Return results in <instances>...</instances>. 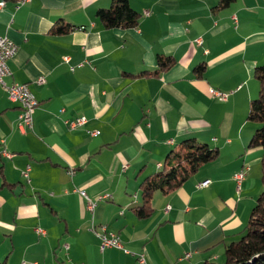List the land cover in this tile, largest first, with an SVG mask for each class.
I'll list each match as a JSON object with an SVG mask.
<instances>
[{
	"label": "crops",
	"instance_id": "obj_1",
	"mask_svg": "<svg viewBox=\"0 0 264 264\" xmlns=\"http://www.w3.org/2000/svg\"><path fill=\"white\" fill-rule=\"evenodd\" d=\"M128 1L139 13L131 27L99 18L112 0H0V34L17 44L6 81L28 83L38 100L26 127L0 83V264H205L224 260L243 234L264 189V150L250 146L248 118L264 64V0ZM60 24L73 29L54 32ZM160 54L172 62L161 67ZM80 116L86 124L66 122ZM187 139L217 156L147 202L144 184ZM80 189L109 197L91 212ZM92 224L130 252L101 249Z\"/></svg>",
	"mask_w": 264,
	"mask_h": 264
},
{
	"label": "trees",
	"instance_id": "obj_2",
	"mask_svg": "<svg viewBox=\"0 0 264 264\" xmlns=\"http://www.w3.org/2000/svg\"><path fill=\"white\" fill-rule=\"evenodd\" d=\"M231 1L233 0H219L218 5L224 6ZM97 15L107 27H131L137 24L139 18V13L128 0H112L109 7L99 8ZM69 29H73V26L60 24L55 26L53 31L60 33ZM158 62L161 67H165L172 62V58L160 54ZM255 75L260 82V90L258 96L251 100L248 118L257 122L258 126L249 144L264 150V64L256 67ZM182 145L183 150L176 151L177 160L167 169L164 168L157 173L159 180H149L144 184V196L147 202L155 188L166 190L179 185L202 162L209 161L218 154L217 148L194 139L184 140ZM140 212H146V206L140 207ZM205 264H264V189L257 198L243 234L227 245L224 261H209Z\"/></svg>",
	"mask_w": 264,
	"mask_h": 264
},
{
	"label": "built area",
	"instance_id": "obj_3",
	"mask_svg": "<svg viewBox=\"0 0 264 264\" xmlns=\"http://www.w3.org/2000/svg\"><path fill=\"white\" fill-rule=\"evenodd\" d=\"M1 4H4V1H1ZM197 43H202L201 38L196 39ZM17 51V44L7 36H3L0 34V83L5 87L7 90L9 97L18 102L21 106V112L19 114V119L21 124L25 125L26 127L32 128L34 125V112L37 106L38 100L35 94L30 89L28 83H20L14 82L9 84L6 81V77L10 74V68L8 65V60L12 58ZM65 59L68 61L69 56H65ZM74 66H72V69ZM38 83H43L45 81L44 76H39L36 80ZM211 93L217 96L220 99H227L230 92L222 91L219 89L210 88ZM87 118L84 116H80L71 120H66L71 128H75L80 125H84L87 123ZM92 134H98L99 130H89ZM1 154L6 156H12V153L3 149ZM127 167V164H124L123 169ZM31 166L27 165L22 170V175L25 178L29 179ZM245 176L244 171H240L236 174V178L241 181ZM209 180H204L200 182L198 185H207ZM80 193L85 196L87 199V207L88 209L93 212L98 201L104 198L109 197L108 194H102L97 199H92L84 189L79 190ZM91 229L97 234L101 241V249L105 247H118L123 249L125 252H130L127 248L124 247L122 239L119 234L107 231L104 225L96 226L95 224L91 225ZM37 232L45 233V229L42 227L36 228ZM190 253L185 254V257H189ZM141 262H146V257L144 254H140L138 258ZM22 264H26L24 261Z\"/></svg>",
	"mask_w": 264,
	"mask_h": 264
},
{
	"label": "rangeland",
	"instance_id": "obj_4",
	"mask_svg": "<svg viewBox=\"0 0 264 264\" xmlns=\"http://www.w3.org/2000/svg\"><path fill=\"white\" fill-rule=\"evenodd\" d=\"M250 121H251V123L256 124V126H258L257 122L252 121V120H250ZM254 131H255V130H254ZM254 131H253V133H254ZM222 261H224V260H222Z\"/></svg>",
	"mask_w": 264,
	"mask_h": 264
}]
</instances>
